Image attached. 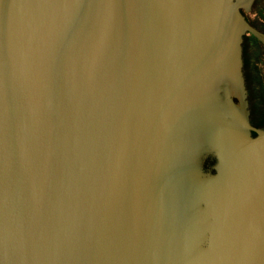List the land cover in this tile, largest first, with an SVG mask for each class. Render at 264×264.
Masks as SVG:
<instances>
[{
	"label": "water",
	"instance_id": "95a60500",
	"mask_svg": "<svg viewBox=\"0 0 264 264\" xmlns=\"http://www.w3.org/2000/svg\"><path fill=\"white\" fill-rule=\"evenodd\" d=\"M246 1L0 0V264H264Z\"/></svg>",
	"mask_w": 264,
	"mask_h": 264
},
{
	"label": "flooded vegetation",
	"instance_id": "af4514ba",
	"mask_svg": "<svg viewBox=\"0 0 264 264\" xmlns=\"http://www.w3.org/2000/svg\"><path fill=\"white\" fill-rule=\"evenodd\" d=\"M240 12L258 32L244 34L243 59L249 119L254 127L264 128V0H247Z\"/></svg>",
	"mask_w": 264,
	"mask_h": 264
},
{
	"label": "rangeland",
	"instance_id": "374dc122",
	"mask_svg": "<svg viewBox=\"0 0 264 264\" xmlns=\"http://www.w3.org/2000/svg\"><path fill=\"white\" fill-rule=\"evenodd\" d=\"M236 90H237V96H238V101H239V107L245 112H247L248 107H247V104L243 101L242 91L240 89H236Z\"/></svg>",
	"mask_w": 264,
	"mask_h": 264
}]
</instances>
